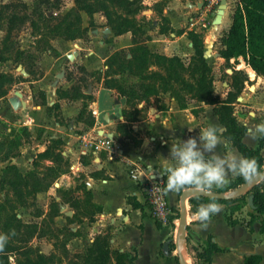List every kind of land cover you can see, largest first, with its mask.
<instances>
[{"label": "crops", "instance_id": "1", "mask_svg": "<svg viewBox=\"0 0 264 264\" xmlns=\"http://www.w3.org/2000/svg\"><path fill=\"white\" fill-rule=\"evenodd\" d=\"M238 1L226 0L223 6L220 2L214 11L208 9L203 0H140L142 8L136 17L146 37L145 45L151 52L177 56L188 64L195 49L187 32L193 31L202 40L204 53L205 50L209 52L204 56L207 63L211 67L215 64L220 66L225 64V59L218 52L222 47L221 37L232 23ZM220 6L222 12L218 16ZM93 24L95 26L87 30L86 38L51 39L52 48L42 55L38 62L40 70L35 76V72L27 71L21 64L15 72L12 69L0 72L12 73L14 77L0 95V130L8 139L16 137V147L13 141H6V147L15 149L0 156V174L8 164H14L19 172L25 174L50 139L62 140L61 154L71 163V172L60 174L66 176L65 185L59 175L54 180L57 182L53 181V185L35 196L41 202L49 194L52 195L51 201L63 203L53 221L55 225L67 223L65 246L71 255L84 253L96 235L108 231L111 233V247L132 255L133 264H245V259L251 255L260 257L257 264H264V232L261 231L264 214L255 213L250 193L246 194L245 203L232 212L230 207L237 201L231 204L217 202L221 210L206 222L195 218L196 212L191 210L188 202L190 195L185 201L183 233L180 193L184 189L180 192L168 190L166 176L160 175L165 163L161 155L169 154L172 140L196 136L199 127L209 123L224 127L213 113L212 105L187 98L185 106L180 107L170 90L159 91L135 105H127L125 98L118 96L115 89L105 87L104 70L106 59L114 51L127 50L132 46V33L116 34L104 15L94 16ZM161 25L166 29L163 32ZM238 60L234 68L246 70L249 81H245L233 103L234 112L238 121L248 128L264 121V77L256 75L242 57ZM230 62L233 63L234 58ZM149 69L155 70L157 66L150 65ZM225 70L230 76L232 69L226 66ZM229 84L226 80L221 81L223 90L214 94L224 99L230 89ZM80 92L90 94L91 98L76 97ZM83 107L85 110L89 108V121L84 118L85 112L79 117ZM188 125L193 127L191 131ZM119 126L129 135L123 134ZM21 127L26 129L27 138L14 135ZM101 134L112 139V153L97 143ZM259 137H250L246 130L242 141L255 148ZM4 139L0 141L4 142ZM224 139L226 143L222 147L234 148L241 154L225 132ZM261 154L264 156V145ZM133 164L163 178L170 210L166 220L160 221L152 216L142 188L144 176L135 179L128 173V167ZM236 177L230 174L228 182ZM77 183L84 188L79 189L82 194L75 192ZM252 183L223 193L216 192L218 187L205 191L221 197H236L246 192ZM65 190L67 193L63 198L61 195ZM56 191L60 194L57 195ZM85 191L90 194L88 200L85 199ZM69 202H93L101 207V211L89 220L81 213L86 204L74 207ZM131 202L140 206L134 207ZM251 212L255 217L250 230L246 222ZM228 215L236 222L230 223ZM166 241L168 253L163 247ZM207 241L218 248L208 261L195 256ZM51 249L52 244L46 241V235L39 236V251L47 255L53 251Z\"/></svg>", "mask_w": 264, "mask_h": 264}, {"label": "trees", "instance_id": "2", "mask_svg": "<svg viewBox=\"0 0 264 264\" xmlns=\"http://www.w3.org/2000/svg\"><path fill=\"white\" fill-rule=\"evenodd\" d=\"M62 0H36L35 6L28 11V5L23 1H9L0 3V17H4L2 11L9 10L8 21L9 30L14 27L13 22H29L30 25L39 31V22L35 21L32 16L37 14L40 21L46 22L52 15H47L50 8H57ZM118 5L124 15H117L116 18L107 10L100 0H73L74 8L66 12L63 19L66 20L73 16L72 21L66 24L65 32L57 28L55 35L63 36L64 39H75L82 37L77 35L76 30H70L74 24H80V11H84L89 15L95 12L103 11L107 24L116 34L126 31L132 33V42L134 46L130 49V56L124 49L114 51L105 61L106 68L104 70V85L107 88L115 89L118 96L124 97L127 105H135L138 101L146 100L150 95L157 94L159 91L170 90L180 107H184L187 98H195L212 105L213 113L217 116L220 123L225 127V134L237 150L245 156L255 157L260 166V171L264 170V156L261 154V148L264 145V136L259 137L257 147H248L243 141L242 136L247 128L238 121L233 103L245 85V81H249L247 71L244 69H235L234 66L239 63L238 58L242 57L245 64L252 69L256 75L264 77V0H239L232 14V23L229 29L222 35V47L218 50L219 55L225 59V65L232 69L230 89L227 91L224 99H219L214 94V78L212 68L204 58L203 42L193 31H188V38L192 41L195 54L191 57L188 64H185L177 56H165L151 52L145 43H137L135 36L138 32H143L140 24H136L134 15L140 11L142 4L140 0H110ZM20 7L23 10L19 13ZM44 7V10H42ZM86 30V28H84ZM83 30V31H84ZM160 30L165 31L164 26H160ZM234 58L231 63L230 59ZM121 60L126 64H131L137 60V66L144 68L147 65H156L157 69H149V74L141 75V79H149L150 81L139 84L136 89L132 85H119L111 74L115 72L112 68L113 63ZM250 74L253 76L252 71ZM13 76L8 73H0V88L3 82H12ZM5 92V91H4ZM67 94V92H62ZM76 97L91 98L90 94L79 93ZM85 112L83 107L79 112V117ZM124 113V112H123ZM123 134L129 135L128 131L119 126ZM62 140L59 138L50 139L46 148L37 154L35 166L39 162L48 160L45 165V171L32 168L25 174L19 172L14 164H8L3 169V176L0 179L2 184L10 185L13 194L16 196L18 203L25 205L27 196H35L39 191L49 188L53 181L65 170L61 168V164L67 165V160L61 154ZM259 171V172H260ZM258 172V173H259ZM257 173V174H258ZM255 177V176H254ZM250 179H244L238 176L228 182L223 187H218L216 192L223 193L229 189L237 188L251 182ZM181 191V190H180ZM179 191V192H180ZM66 190L62 192V197L66 194ZM247 193L252 195L253 210L257 214H264V178L259 182H254L246 192L236 197H221L209 195H192L188 198V202L193 212H197L198 207L209 201L221 202L226 204L235 203L230 207L231 212L239 208L245 203ZM89 192L85 191V199H89ZM130 200V198H128ZM74 207L80 206V202H69ZM86 206L81 209L89 220H92L96 213L101 211V207L93 202H84ZM134 207H139L137 202H131ZM56 201H51V209L48 213L51 219L58 215L59 207ZM13 208V207H12ZM0 209L4 210L5 206L0 203ZM37 216L39 214H36ZM255 217L254 213H250V218L246 222V226L251 230L252 222ZM230 223H235L231 215L227 216ZM3 228L8 231L9 239L5 246L0 249V264H12L10 258L13 256L14 264H49L52 261V254L45 255L29 244L32 237L44 235L38 230L37 223H27L17 217L15 213H10L2 223ZM261 231L264 232V218L261 221ZM111 233L104 232L96 235L86 251L81 254H74L70 258L68 264H133V256L126 252H121L111 247ZM218 248L210 241L201 251H197L195 256L202 257L206 261L210 259V255L217 251ZM34 255V257H33ZM258 255H251L245 259V264H257ZM178 262V258H176Z\"/></svg>", "mask_w": 264, "mask_h": 264}, {"label": "rangeland", "instance_id": "3", "mask_svg": "<svg viewBox=\"0 0 264 264\" xmlns=\"http://www.w3.org/2000/svg\"><path fill=\"white\" fill-rule=\"evenodd\" d=\"M9 1L25 2L28 5V11L32 10L36 3V0H0V3ZM100 1L105 5L107 10L113 15V17L116 18V21L119 22L120 20L117 18V15H124V13L118 7V5L114 2H111L110 0ZM72 8H74L73 0H62L57 8L53 7L50 8L49 11H47V15H52V17L46 22L40 21L39 16L37 14H33L32 18L35 21L39 22L40 29L38 32L35 31V29L30 25L29 22L19 23L16 21L13 22L14 27L9 30V25L11 24L8 21L9 10H3L2 13L4 17H0V72L8 69H12L15 72V68L19 64H21L25 66V69L27 71L30 70L31 72H35L33 74V76H35V74H37V72L40 70L38 62L40 61L42 55L44 53H47V51L52 48L50 40L56 37L63 38V36L55 35V31H57V28H60V31L65 32L66 24L68 21H72L73 16H70L66 20H64L63 17L66 12H68ZM18 9L19 13L23 12L20 7H18ZM42 10H44V7H42ZM81 14H84V17H82ZM80 15V24L72 25L70 27V30H76L75 33L77 35L81 34L82 37L86 38L87 30L95 26L93 24L94 16L99 17L100 15L104 14L103 11L95 12L92 15H89L84 11H80ZM130 16H134L135 23L140 24V21L137 19L136 14H132ZM84 28H86V30H84ZM135 39L137 43H145L146 37L144 36L143 32H138L136 33ZM133 46L134 44L132 42V46L126 50V52L128 53L127 56H130V49ZM137 63V60L132 61L131 64H126L123 61L121 62V60L116 61L112 65V68L115 70V72L111 74V77L115 78L119 85H132L137 89L139 84H141L142 82L147 83L150 81L149 79H141L140 77L141 75L149 74V65L144 68H140L139 66H137ZM211 68L214 78V92L223 90L221 81H231L229 74L225 70L226 65L221 64L220 66H218L217 64H215L212 65ZM213 68L215 69V72H213ZM8 74L12 75V73ZM20 74L23 73L20 72ZM9 83L10 82L6 81L3 82L0 88V95L4 93L5 88L7 87V85H9ZM87 107H89L88 104ZM88 109H86L84 113V118H86L87 121H89V118L91 117L90 111ZM14 135H19V138H27L28 133L25 128L21 127L18 129V131L15 132ZM3 137L5 138L3 140L4 142L0 141V156H2L6 151L15 149L14 147L12 149L9 148V146L6 147V141H13L14 146L16 147V137L8 139L2 134V131L0 130V140ZM63 149L64 148H62V150ZM36 160L37 158L32 161V164L30 166L31 169L34 168ZM46 164H48V162L44 160L42 162H39L38 165L35 166V168L43 172L45 171ZM61 168L65 170L64 173L69 174V172H71V163L67 162V165L61 164ZM2 176L3 172L0 174V179L2 178ZM60 177L62 180V184L65 185L66 176L63 177L62 175H60ZM55 182H57V180L54 181V183ZM80 188H82L81 184L77 183L75 192L78 191L80 194H82V191L79 190ZM83 189L84 188H82V190ZM56 194L58 195L60 193L56 191ZM51 197L52 195H45L44 201L38 202L36 196H27L26 204L21 205L20 203H18L16 196L13 194L10 185H8L7 183L2 184L0 182V203L5 206L4 210L0 209V233H8V231L3 228L2 223L10 213H15L16 216L20 217L24 222L37 223L38 230L46 235V241L52 244L53 249L51 250L53 251H50L49 254H52L53 258L49 264H68L69 259L73 258L74 255L69 254L65 246L69 227L65 222L62 223V225H55L53 218L51 219V217H49L48 213L51 209ZM46 200L47 202H45ZM60 204L63 203L56 202V205L58 207L60 206ZM80 204L84 205L85 203L80 202ZM36 214H39L38 216L40 217H36ZM29 244L39 250V237H32L29 241ZM10 261L12 262V264H14L13 256L10 258Z\"/></svg>", "mask_w": 264, "mask_h": 264}, {"label": "clouds", "instance_id": "4", "mask_svg": "<svg viewBox=\"0 0 264 264\" xmlns=\"http://www.w3.org/2000/svg\"><path fill=\"white\" fill-rule=\"evenodd\" d=\"M188 127L189 131L193 128ZM224 132L222 125L209 123L203 128L199 127L196 136L172 140L169 154L161 155L165 163L160 175L166 176L168 190L180 191L188 187L211 190L227 184L230 174L242 176L246 180L257 175L260 166L255 157L238 154L231 147H222L226 143ZM247 134L252 138L264 136V121L248 127ZM220 210V204L209 201L198 207L195 218L206 222ZM8 239L7 233H0V249Z\"/></svg>", "mask_w": 264, "mask_h": 264}, {"label": "built area", "instance_id": "5", "mask_svg": "<svg viewBox=\"0 0 264 264\" xmlns=\"http://www.w3.org/2000/svg\"><path fill=\"white\" fill-rule=\"evenodd\" d=\"M208 9L216 11L221 0H203ZM226 1V0H225ZM97 143L108 153L113 152L112 139L107 135H100ZM130 177L140 179L143 175L142 188L144 190L146 200L151 208L153 217L160 221L166 220L170 215L169 206L166 199L165 183L160 175H151L144 167L133 164L128 167Z\"/></svg>", "mask_w": 264, "mask_h": 264}, {"label": "water", "instance_id": "6", "mask_svg": "<svg viewBox=\"0 0 264 264\" xmlns=\"http://www.w3.org/2000/svg\"><path fill=\"white\" fill-rule=\"evenodd\" d=\"M225 3V0H221V6H223ZM221 6L219 7L218 10V16L219 14L222 12L221 10ZM109 30V29H106ZM209 55L208 50H205L204 56ZM118 115H121L120 112H118ZM264 178V170L260 171L252 180L251 182H259L261 179ZM190 195H209V196H218L217 193H211V192H207L205 190H199V189H195V188H186L184 190L181 191L180 193V220H181V224H182V230L183 233H185V201L187 199V197H189ZM167 246H168V241H166L164 243V250L166 253H168L167 250Z\"/></svg>", "mask_w": 264, "mask_h": 264}]
</instances>
